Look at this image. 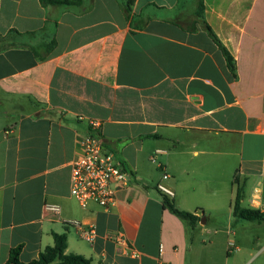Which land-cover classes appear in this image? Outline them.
Wrapping results in <instances>:
<instances>
[{
    "label": "crops",
    "instance_id": "0c3cea01",
    "mask_svg": "<svg viewBox=\"0 0 264 264\" xmlns=\"http://www.w3.org/2000/svg\"><path fill=\"white\" fill-rule=\"evenodd\" d=\"M199 1L134 0L127 10L125 0H0V264L19 246L22 263L37 259L54 233L67 234V254L94 264H248L264 255L254 231L264 221L233 213L238 187L244 207L264 211V0H204L203 18ZM91 119L103 121L106 149L133 178L110 208H83L70 194ZM70 221L94 226L95 240ZM119 232L136 254L114 241Z\"/></svg>",
    "mask_w": 264,
    "mask_h": 264
},
{
    "label": "built area",
    "instance_id": "2783aa9c",
    "mask_svg": "<svg viewBox=\"0 0 264 264\" xmlns=\"http://www.w3.org/2000/svg\"><path fill=\"white\" fill-rule=\"evenodd\" d=\"M88 132L81 143L80 155L71 164V196L83 207L97 204L110 208L116 203L117 191L120 187L129 186L133 182L130 172L125 170L116 160L115 154L108 151L104 144L103 121L91 119ZM10 129L4 130L6 137ZM161 151H156L151 157L156 162ZM168 175L165 174L164 178ZM157 188L167 196H174L171 188L162 182ZM46 210L55 216H60L61 207L46 205ZM66 226L77 228L80 237L88 242L96 238L94 226H87L80 221H70ZM119 245L126 246L127 253L136 254L122 232L113 238Z\"/></svg>",
    "mask_w": 264,
    "mask_h": 264
},
{
    "label": "trees",
    "instance_id": "16d2710c",
    "mask_svg": "<svg viewBox=\"0 0 264 264\" xmlns=\"http://www.w3.org/2000/svg\"><path fill=\"white\" fill-rule=\"evenodd\" d=\"M134 0H125L127 10H130L131 5ZM44 7L48 6H64V7H80L83 4V0H40ZM204 13V0L199 1L197 15L203 18ZM210 35L214 41L222 48L228 65L233 73L236 72V64L228 52V50L222 45L218 37L214 34L210 27H207ZM56 47V40L53 39L50 43L46 45V53H50ZM237 182V178H236ZM244 198V189L238 187L237 197L234 205V216L239 220L244 221H264V211L256 209L253 207H244L242 205V200ZM165 205L170 208L172 212L178 216L186 219H190L192 222H196L197 218L188 212L182 211L175 206V204L165 197ZM54 244L48 246L43 252L40 253L37 259L27 263V264H94L92 259L87 258L80 254L66 253L68 247V236L66 233L58 234L54 233ZM20 251L21 246L14 248L10 252V258L7 264H24L20 261Z\"/></svg>",
    "mask_w": 264,
    "mask_h": 264
},
{
    "label": "rangeland",
    "instance_id": "374dc122",
    "mask_svg": "<svg viewBox=\"0 0 264 264\" xmlns=\"http://www.w3.org/2000/svg\"><path fill=\"white\" fill-rule=\"evenodd\" d=\"M253 223L256 224V226L259 225L258 222H253ZM254 231H257L259 235L264 234V223H261L260 226H258ZM237 232H239L237 235L238 242H241L242 245H246L247 244L246 237L244 236L242 229H239ZM262 244H264V241L262 242ZM263 262H264V255L259 259H257L256 261L252 260L251 262H248V264H264Z\"/></svg>",
    "mask_w": 264,
    "mask_h": 264
}]
</instances>
